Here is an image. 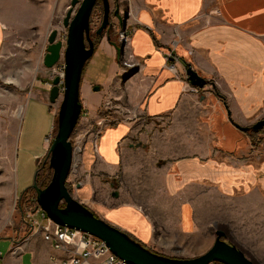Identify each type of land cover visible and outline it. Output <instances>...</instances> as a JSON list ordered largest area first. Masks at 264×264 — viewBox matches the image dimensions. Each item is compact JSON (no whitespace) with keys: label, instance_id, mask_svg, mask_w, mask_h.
Wrapping results in <instances>:
<instances>
[{"label":"crops","instance_id":"crops-1","mask_svg":"<svg viewBox=\"0 0 264 264\" xmlns=\"http://www.w3.org/2000/svg\"><path fill=\"white\" fill-rule=\"evenodd\" d=\"M24 1L26 8L23 0H0V59L14 56V31L44 22L36 17L29 22L32 8ZM128 11L124 54L102 41V52L97 50L83 73L80 101L86 119L101 120V106L114 99L125 108L117 106L122 120L107 123L95 141L89 134L74 158L72 170L79 163L85 177L78 184L84 196L80 203L153 251L161 231L170 245L174 232H196L194 192L201 199L207 189L226 199H255L258 204H250L264 212L263 129L237 128H251L264 119V0H129ZM169 54L174 58L168 60ZM189 65L205 79V88L190 85ZM49 90L40 88L25 104L21 142L27 148L37 137V121L47 124L41 141L51 132L50 106L55 104ZM29 155L38 165V155L21 157L19 191L33 181L26 168ZM142 159L155 166L163 191L176 200V221L161 225L137 209L143 204L126 200V193L114 188L120 177L127 187L138 172L135 185L145 190ZM100 184L111 189H101L103 202L98 204L94 197ZM109 196L120 203L110 206ZM14 244L1 253L0 264H62L64 254L41 234H31L21 247Z\"/></svg>","mask_w":264,"mask_h":264},{"label":"rangeland","instance_id":"rangeland-1","mask_svg":"<svg viewBox=\"0 0 264 264\" xmlns=\"http://www.w3.org/2000/svg\"><path fill=\"white\" fill-rule=\"evenodd\" d=\"M27 1L30 9L32 8V12L28 14L31 16L29 22L35 17L39 22L41 20H44V22L34 26L29 23L28 31H14V33H18L13 37L14 46L11 51L14 56L0 59V252L2 254H6L12 242L15 243L14 246L21 247L31 234H35L28 225L27 215L32 213L35 218L39 217L36 211V192L33 188L19 191L17 173L18 175L21 174L23 166L21 167L20 159L24 154L38 155V165L29 155L30 159L26 164V168L28 171H32L34 180L37 169L44 167L39 175V183L46 186L51 181L53 172L50 170L49 161H46V158L57 132L58 111L62 101L61 95L56 104L50 106L54 114V122L49 134L52 136L51 144H47L46 137L42 141L39 139L40 133L46 130L47 126L44 121L39 120L35 126V136L37 137L33 139L32 148H27L21 142L26 102L33 93L42 87L46 90H51L56 77H60L62 81L64 79V60L62 59L49 71L45 70L44 51L47 53L48 37L53 30H57L59 33L58 38L65 42L67 29L63 26V20L69 10L71 0ZM109 2L111 5V25L102 37L96 34L103 21L104 9L102 0L98 1L91 15V35L97 43L96 52L98 50V55L102 52V41L105 46L106 43L111 45L117 54L120 45L125 43L127 39L126 30L125 32L122 31L121 22L126 16L130 18L128 11L129 0H109ZM26 3L23 0L22 7L26 8ZM79 6L80 4L77 5L76 9ZM117 9H119L120 18L115 15ZM11 28L14 29V25H11ZM124 35L125 39H123ZM96 52L94 55H96ZM89 74L91 75L92 72ZM60 88L63 90V84L60 85ZM117 106L122 105L115 99L111 103L102 105L100 110L102 119L94 123L90 119H86L87 116L82 111L71 137L74 149L79 147L82 149L84 143L88 140L89 134L92 135L91 138L95 141L99 136V132L107 123L110 124L111 122L112 124L122 120L123 116L121 114L123 113L116 112ZM120 108L125 107L122 106ZM124 111L126 112V110ZM126 114L128 113L126 112ZM129 114L131 115V113ZM262 134H264V129ZM80 155L78 154L77 156ZM137 162H140V159ZM141 162L146 165V169L141 172L143 175L145 174L142 177L143 183H147V185L142 186L146 187L145 190L140 191L139 186L135 185L138 181V176H136L138 172L136 175L133 174L134 172L132 173L133 175L129 178L130 185L124 187L121 184L123 177H120L118 179L119 183H114V188L125 192L128 197L126 200L136 204H143L137 209L150 219L158 220L161 225L165 222L176 221L178 219V204L176 200L173 197H168L169 195L167 196L163 191L160 178L157 176L158 171L155 166L149 165L151 163L149 159H142ZM80 166L78 163V166L75 167L76 169L71 171L67 182L72 196L79 202L84 199V196L79 194L78 184H82L85 178L80 175ZM135 177H137L136 181H134ZM32 184L33 181L28 186H32ZM99 188L94 197L99 202L98 204L103 202L101 189L108 192L111 189L108 184L106 187L100 184ZM126 188L130 189V192ZM200 195L197 192L192 193V197L195 199L194 218L198 224L196 232L191 234L181 233V236L174 232V244L170 245V239L161 231L157 235L163 238L161 237L158 244L153 247L155 251L153 249L150 250L170 258H196L206 253L214 245L217 238L216 233L222 231L226 234L225 240L228 243L238 246L255 264H264V212L250 204L252 202L255 205L258 204L255 199H226L222 198L213 189H207L203 194V199L199 198ZM108 199L111 201L110 206L120 203L115 202L111 196ZM89 205L92 206L93 202H89ZM39 234L37 233V235Z\"/></svg>","mask_w":264,"mask_h":264},{"label":"water","instance_id":"water-1","mask_svg":"<svg viewBox=\"0 0 264 264\" xmlns=\"http://www.w3.org/2000/svg\"><path fill=\"white\" fill-rule=\"evenodd\" d=\"M98 0H71L69 10L63 20L67 29L65 42L60 40L57 30H53L48 37L47 53L44 65L53 68L64 60V79L56 77L49 93V101L56 104L62 95L57 120V132L50 145L46 161L52 170L51 181L43 188L38 184L36 171L33 184L30 186L36 192V201L47 217L57 225L67 226L104 241L110 251L127 264H255L236 245L225 240L226 234L216 233L214 245L204 254L192 259L170 258L157 254L128 233L111 225L96 216L85 205L76 200L67 185L68 177L74 165V147L71 137L76 129L82 113L80 88L86 63L94 56L95 43L91 37V15ZM103 2V21L96 34L103 36V32L110 25L111 5L109 0ZM80 4L78 9L77 5ZM119 17V9L115 12ZM121 17V16H120ZM121 22L125 32V22ZM119 53L124 54V44L119 47ZM187 79L194 88L203 89L207 85L190 65L187 68ZM63 84V90L60 85ZM94 91H100L99 86ZM243 132L255 133L264 129V119L255 123L251 128L238 127ZM64 205V206H63Z\"/></svg>","mask_w":264,"mask_h":264},{"label":"built area","instance_id":"built-area-1","mask_svg":"<svg viewBox=\"0 0 264 264\" xmlns=\"http://www.w3.org/2000/svg\"><path fill=\"white\" fill-rule=\"evenodd\" d=\"M123 39H125V35ZM172 58H174L173 54H169L168 60ZM170 68L175 69V65H171ZM195 89L197 90L198 88ZM51 141V135L46 137L48 145L51 144ZM81 152L82 149L80 147L75 148L74 158ZM36 211L39 214L38 218H35L32 213L27 215L28 225L35 234L40 233L46 240L50 241L56 251L64 254V257L61 258L62 264H127L115 256L101 239L67 226L55 224L38 207V204Z\"/></svg>","mask_w":264,"mask_h":264},{"label":"trees","instance_id":"trees-1","mask_svg":"<svg viewBox=\"0 0 264 264\" xmlns=\"http://www.w3.org/2000/svg\"><path fill=\"white\" fill-rule=\"evenodd\" d=\"M94 43H95V52H96V46H97V43H96L95 40H94ZM94 54H95V53H94ZM92 58H93V57H92ZM92 58H91V59H92ZM91 59H90V60H91ZM90 60H89V61H90ZM89 61H88V62H89ZM88 62L86 63L85 67L87 66ZM84 70H85V68H84ZM83 73H84V72H83ZM43 169H44V167H40L39 169H37V171H39L38 176H37V181H38V183H39V175H40V172H42ZM30 188H31V187H30ZM63 206H64V205H63Z\"/></svg>","mask_w":264,"mask_h":264},{"label":"flooded vegetation","instance_id":"flooded-vegetation-1","mask_svg":"<svg viewBox=\"0 0 264 264\" xmlns=\"http://www.w3.org/2000/svg\"><path fill=\"white\" fill-rule=\"evenodd\" d=\"M98 1H99V0H98ZM97 3H98V2H97ZM118 18H120V17H118ZM110 19H111V17H110ZM120 21H121V20H120ZM110 25H111V21H110ZM110 25H109V26H110ZM108 28H109V27H108ZM108 28H107V29H108ZM107 29H106V30H107ZM106 30H105V31H106ZM105 31H104V32H105ZM104 32H103V34H104ZM91 37H92V35H91ZM95 39H96V38H95ZM92 40H93V38H92ZM93 41H94V40H93ZM38 184H39L41 187H43V188L45 187V186H43V185L40 184V183H38ZM237 247H238V246H237ZM238 248H239V247H238ZM239 249H240V248H239ZM240 250H241V249H240Z\"/></svg>","mask_w":264,"mask_h":264}]
</instances>
